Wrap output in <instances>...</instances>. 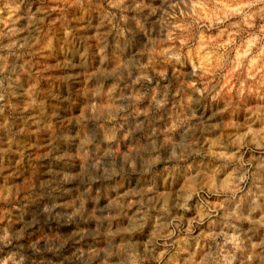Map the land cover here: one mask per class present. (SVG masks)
<instances>
[{
  "label": "clouds",
  "instance_id": "obj_1",
  "mask_svg": "<svg viewBox=\"0 0 264 264\" xmlns=\"http://www.w3.org/2000/svg\"><path fill=\"white\" fill-rule=\"evenodd\" d=\"M0 264H264V0H0Z\"/></svg>",
  "mask_w": 264,
  "mask_h": 264
}]
</instances>
